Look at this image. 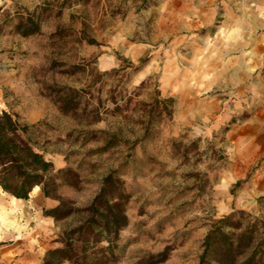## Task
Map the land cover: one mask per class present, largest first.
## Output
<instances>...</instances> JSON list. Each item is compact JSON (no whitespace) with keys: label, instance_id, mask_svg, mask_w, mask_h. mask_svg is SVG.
Instances as JSON below:
<instances>
[{"label":"rangeland","instance_id":"obj_1","mask_svg":"<svg viewBox=\"0 0 264 264\" xmlns=\"http://www.w3.org/2000/svg\"><path fill=\"white\" fill-rule=\"evenodd\" d=\"M2 111L75 173L74 207L117 171L112 264H197L213 226L264 221V0H0ZM36 193L0 188V264H43L77 222Z\"/></svg>","mask_w":264,"mask_h":264},{"label":"trees","instance_id":"obj_2","mask_svg":"<svg viewBox=\"0 0 264 264\" xmlns=\"http://www.w3.org/2000/svg\"><path fill=\"white\" fill-rule=\"evenodd\" d=\"M31 23L33 20L29 19ZM36 28V27H35ZM33 32V30L29 31ZM150 118V112L148 113ZM107 140L104 147L114 146ZM75 173L70 168L55 169L52 162L34 147L28 126L19 123L7 111L0 113V188L13 198L27 199L35 187L46 197L58 200L48 210L56 220L78 214L77 222L61 231V245L46 251L43 264H112L122 229L128 224L127 193L117 171L104 175L90 202L74 207V202L57 194L62 184H72ZM236 212L219 220L231 224ZM258 226V228H255ZM262 227V228H261ZM262 229V230H261ZM264 221L248 223L238 233L221 226L208 230L197 264H261L264 253ZM164 258V253L157 255ZM162 260V259H160Z\"/></svg>","mask_w":264,"mask_h":264},{"label":"crops","instance_id":"obj_3","mask_svg":"<svg viewBox=\"0 0 264 264\" xmlns=\"http://www.w3.org/2000/svg\"><path fill=\"white\" fill-rule=\"evenodd\" d=\"M37 192L35 194V197H37L40 201H41V204L42 206L44 207H54L57 205V201L53 198H50V197H46L43 192L40 190L39 187H35L33 188V190L30 192ZM30 195V194H29ZM17 200H20L18 198H16ZM16 260V259H15Z\"/></svg>","mask_w":264,"mask_h":264},{"label":"bare ground","instance_id":"obj_4","mask_svg":"<svg viewBox=\"0 0 264 264\" xmlns=\"http://www.w3.org/2000/svg\"><path fill=\"white\" fill-rule=\"evenodd\" d=\"M14 199H16V198H14Z\"/></svg>","mask_w":264,"mask_h":264}]
</instances>
